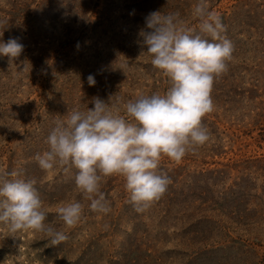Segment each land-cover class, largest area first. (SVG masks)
<instances>
[{
	"label": "rangeland",
	"instance_id": "rangeland-1",
	"mask_svg": "<svg viewBox=\"0 0 264 264\" xmlns=\"http://www.w3.org/2000/svg\"><path fill=\"white\" fill-rule=\"evenodd\" d=\"M197 3L0 0V42L24 45L16 59L0 55V173L35 179L46 223L69 236L52 246L41 232L0 224V264H264V0H207L235 47L230 69L214 82L215 109L203 118L212 137L180 162L162 159L172 183L145 212L128 202L119 175L102 183L111 212H92L74 168L44 171L34 159L47 150L54 120L94 107V97L163 94L170 80L138 33L156 11L179 12L199 31ZM73 200L85 205L84 216L68 228L56 213Z\"/></svg>",
	"mask_w": 264,
	"mask_h": 264
},
{
	"label": "clouds",
	"instance_id": "clouds-1",
	"mask_svg": "<svg viewBox=\"0 0 264 264\" xmlns=\"http://www.w3.org/2000/svg\"><path fill=\"white\" fill-rule=\"evenodd\" d=\"M194 15L199 31L186 26L179 12H152L138 33L147 47L151 64L164 72L170 87L161 94H141L124 102L110 96L106 102L94 97V107L72 109L54 120L46 138L48 148L34 159L44 171L57 166L66 173L74 168V183L95 213L109 214L110 202L102 191L104 178L124 177L129 203L143 213L159 201L172 183L161 167L162 159L180 162L196 154L212 137L203 118L214 111L215 80L228 71L235 47L224 35L222 17L198 0ZM3 32L0 33V36ZM24 45L18 38L0 42V55L18 58ZM128 65L122 66V70ZM94 86L93 75L87 78ZM35 179L22 170L0 173V224L12 233L34 230L59 245L68 234L46 223L48 213ZM85 205L69 201L57 209V218L72 228L84 216ZM107 227V226H105Z\"/></svg>",
	"mask_w": 264,
	"mask_h": 264
},
{
	"label": "trees",
	"instance_id": "trees-1",
	"mask_svg": "<svg viewBox=\"0 0 264 264\" xmlns=\"http://www.w3.org/2000/svg\"><path fill=\"white\" fill-rule=\"evenodd\" d=\"M5 15V14H4ZM250 54V53H249ZM229 69H230V64L228 65ZM233 75V74H232Z\"/></svg>",
	"mask_w": 264,
	"mask_h": 264
}]
</instances>
